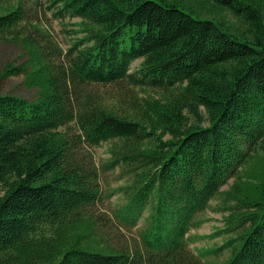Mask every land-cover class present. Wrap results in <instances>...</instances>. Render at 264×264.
<instances>
[{"label":"trees","instance_id":"16d2710c","mask_svg":"<svg viewBox=\"0 0 264 264\" xmlns=\"http://www.w3.org/2000/svg\"><path fill=\"white\" fill-rule=\"evenodd\" d=\"M197 1L247 29L179 8ZM48 2L54 19L75 20L66 50L34 0H0V44L26 56L6 62L0 81L23 75L36 90L0 94V264H207L188 235L215 199L225 227L211 238H228L209 253L264 264V164L241 173L264 152V0ZM117 84L161 95L126 113L90 89ZM102 144L99 166L89 149ZM115 170L126 180L108 195L125 199L118 229L148 212L133 250L100 236L86 212Z\"/></svg>","mask_w":264,"mask_h":264},{"label":"rangeland","instance_id":"374dc122","mask_svg":"<svg viewBox=\"0 0 264 264\" xmlns=\"http://www.w3.org/2000/svg\"><path fill=\"white\" fill-rule=\"evenodd\" d=\"M16 3V0H10ZM198 4L190 2H183L179 5V8L186 11L194 9L197 13L205 8L209 12H202L205 16L214 18L216 20L224 21L226 24L232 25L234 28H238L241 31L247 29V25L238 19L230 11L214 6L212 3H203V6L199 5L202 1H197ZM38 10L40 11L41 24L45 27H49L53 34L54 40L66 50L70 43L74 39V35L70 32L75 29V20L66 19L62 24L58 20L52 17L51 11L48 9V0H34ZM31 4V0H26V5ZM26 59L22 48L13 44H0V71L6 62H15V64H21ZM141 60L135 61L132 65L131 72H134L140 66ZM23 75L18 77H10L0 81V94H12L20 96L26 99H33L36 90L27 89L23 85ZM129 88V87H128ZM123 89L120 84L113 86H98L92 85L90 87L93 92L97 94L102 100L110 101L113 99V106L123 109V112H130L133 109V105L138 102V98L144 97L147 94L159 97L161 93L155 90H140V89ZM92 153L93 159L97 165L101 166L109 158V144H102L98 147L89 149ZM260 160V162H258ZM264 164V152L254 160L250 165L246 166L241 173L244 174V178L249 171L257 166V170H260ZM119 170L102 173L101 185H102V199L93 207L86 209V212L91 215L97 224V231L100 236L108 239L111 244L124 248L126 250H133L138 247L140 242V231L144 228L146 223V217L148 212L139 221L136 227L131 230L122 229L119 230L116 226V221L113 218L114 209L123 205L125 199L122 195L116 194L112 197H108L110 193L115 191L118 187L124 186L126 180L119 179ZM243 177V176H242ZM234 182L231 179L228 185L223 187V190L229 189L230 185ZM218 199L212 200L210 208L199 216V219L203 221L202 225L190 231L188 235V245L193 252L202 254V260L207 264H223L230 256L229 251H224L215 255L209 253L214 249L220 247L226 240L227 236H218L211 238V235L217 233L225 227L224 214L218 208Z\"/></svg>","mask_w":264,"mask_h":264}]
</instances>
